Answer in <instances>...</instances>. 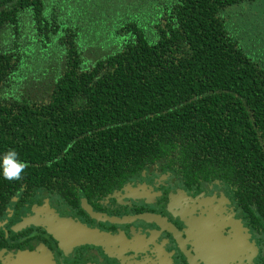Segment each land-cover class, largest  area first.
Listing matches in <instances>:
<instances>
[{"label":"trees","instance_id":"trees-1","mask_svg":"<svg viewBox=\"0 0 264 264\" xmlns=\"http://www.w3.org/2000/svg\"><path fill=\"white\" fill-rule=\"evenodd\" d=\"M98 1L0 0V158L29 164L19 183L0 168V198L113 185L159 161L222 181L264 231V64L225 17L258 0H161L118 21Z\"/></svg>","mask_w":264,"mask_h":264},{"label":"flooded vegetation","instance_id":"flooded-vegetation-1","mask_svg":"<svg viewBox=\"0 0 264 264\" xmlns=\"http://www.w3.org/2000/svg\"><path fill=\"white\" fill-rule=\"evenodd\" d=\"M3 190L13 194L0 198V264H45L42 251L53 264H264V231L226 184L159 161L113 185ZM64 221L102 239L71 246Z\"/></svg>","mask_w":264,"mask_h":264},{"label":"rangeland","instance_id":"rangeland-1","mask_svg":"<svg viewBox=\"0 0 264 264\" xmlns=\"http://www.w3.org/2000/svg\"><path fill=\"white\" fill-rule=\"evenodd\" d=\"M146 3L152 5L147 18L151 17L152 12L158 13L163 8L161 0H99L93 5V9L104 10L105 17L109 21H118L124 19L126 16H130L133 20H136L141 19L140 15L144 13V9L138 11L137 6ZM90 13L86 10L83 11V15L89 18L87 21H90ZM92 17L94 16L92 15ZM97 17L100 16L97 15ZM225 17L231 23L230 28L236 33L241 46L256 61L264 64V0H258L243 7H236L232 11L227 12ZM157 20L160 19L157 17ZM157 20L155 18L151 19V24L145 25V29L150 32L151 29L155 28L154 25ZM107 24L110 25L109 22ZM51 59L55 64V55L51 56Z\"/></svg>","mask_w":264,"mask_h":264},{"label":"clouds","instance_id":"clouds-1","mask_svg":"<svg viewBox=\"0 0 264 264\" xmlns=\"http://www.w3.org/2000/svg\"><path fill=\"white\" fill-rule=\"evenodd\" d=\"M0 160L3 177L9 181L21 180L22 174L29 167L27 162L19 159V153L15 149H9Z\"/></svg>","mask_w":264,"mask_h":264},{"label":"water","instance_id":"water-1","mask_svg":"<svg viewBox=\"0 0 264 264\" xmlns=\"http://www.w3.org/2000/svg\"><path fill=\"white\" fill-rule=\"evenodd\" d=\"M67 222L68 223H66V221H64V223H66L67 225L70 224L71 230L73 231V233H67V238H69V243H70L71 246L73 244L90 242V240L95 239V237H98V238L102 239L99 235H95L93 232L88 231V229L77 228V226L72 224L70 221H67ZM29 223H33V222L29 220V221H26L24 223V225L29 224ZM24 225H22V226H24ZM59 233H60V231H59ZM55 235L58 236V232H56ZM42 252H43V254L41 256L45 259L44 263L45 264H53L50 261V256H49L48 252H44V251H42ZM24 256L26 258L31 256V259L33 260L37 255L33 253V254H29V255H24Z\"/></svg>","mask_w":264,"mask_h":264}]
</instances>
